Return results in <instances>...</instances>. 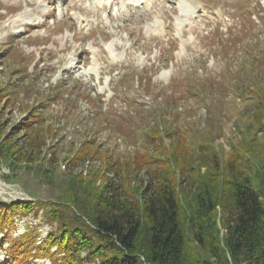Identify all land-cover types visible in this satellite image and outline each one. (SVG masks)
<instances>
[{"label":"rangeland","instance_id":"1","mask_svg":"<svg viewBox=\"0 0 264 264\" xmlns=\"http://www.w3.org/2000/svg\"><path fill=\"white\" fill-rule=\"evenodd\" d=\"M131 1L0 0V86L11 89L0 125L7 133L20 128L16 137L25 145L38 126L21 123L40 110L39 128L51 132L41 131L39 152L53 158L14 175L0 164L4 204L50 201L71 172L85 177L108 157L121 166L142 152L161 157L172 140L164 131L162 140L152 135L164 127L194 146L215 136L224 152L230 140L240 141L237 128L257 104L247 90L254 83L264 89V0H192L194 11L187 0H150L136 9ZM20 12L25 18L17 23ZM87 140L98 153L68 169L65 160ZM147 170L138 173L143 181ZM19 215L14 238L35 231L40 242L52 231L41 211ZM5 249L0 264H7Z\"/></svg>","mask_w":264,"mask_h":264},{"label":"trees","instance_id":"2","mask_svg":"<svg viewBox=\"0 0 264 264\" xmlns=\"http://www.w3.org/2000/svg\"><path fill=\"white\" fill-rule=\"evenodd\" d=\"M8 89L0 86V111L10 105ZM247 91L257 104L249 123L237 128L240 141L230 140L227 152L214 145L215 136L194 146L164 127L152 135L162 140L164 131L172 140L161 157L142 152L124 166L108 157L85 177L71 172L66 188L50 201L0 200L6 263L48 257L54 264H264V89L254 83ZM39 112L30 111L21 125L42 128ZM38 128L24 145L16 137L20 128L7 133L0 125V164L11 175L53 162L39 152L41 131L51 128ZM92 144L87 140L74 149L67 167L76 170L85 157H95ZM143 168L145 181L138 175ZM43 172L48 177L53 171ZM40 211L52 227L46 239L38 242L35 231L12 236L19 214Z\"/></svg>","mask_w":264,"mask_h":264},{"label":"bare ground","instance_id":"3","mask_svg":"<svg viewBox=\"0 0 264 264\" xmlns=\"http://www.w3.org/2000/svg\"><path fill=\"white\" fill-rule=\"evenodd\" d=\"M58 1H61L62 2V0H58ZM149 1L150 0H132L130 3H128L131 7H133V8H139V7H141V5L143 4L144 5V7H147L148 5H149ZM186 5H187V7H188V9L190 10V11H194V9H195V5H193L192 4V0H187L186 1ZM16 18L14 19V21L15 22H17V23H22V21H24V19L23 18H25V13L24 12H20L18 15H16L15 16ZM13 21V20H12ZM154 31H151L152 32V34H155L157 31H155V29H153ZM90 71H91V68L89 67V68H87L86 70H84L83 72H81V73H85V74H89L90 73Z\"/></svg>","mask_w":264,"mask_h":264}]
</instances>
